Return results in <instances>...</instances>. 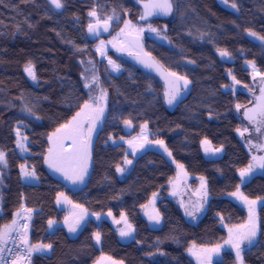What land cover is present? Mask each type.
I'll use <instances>...</instances> for the list:
<instances>
[{
  "label": "trees",
  "instance_id": "1",
  "mask_svg": "<svg viewBox=\"0 0 264 264\" xmlns=\"http://www.w3.org/2000/svg\"><path fill=\"white\" fill-rule=\"evenodd\" d=\"M229 1L236 4V16L219 10L212 0H173L174 14L166 26L169 45L146 42L147 55L165 73H175L190 85L175 104L167 103L160 78L138 70L122 56L115 58L122 68L117 76L99 62L107 112L94 139L86 183L71 191L46 171L43 158L49 134L65 125L87 98L79 79V61L94 55L91 38L95 36L86 29L87 14L128 13L132 3L61 0L63 7L56 9L51 0H0V152L6 161L1 168L0 228L21 207L36 211L29 243L51 245V251L32 255L31 264H94L101 255L122 264H193L186 254L190 245L216 246L226 238L221 223L232 227L245 221L244 210L226 196L237 189L238 172L249 163V154L235 133L242 125L234 111L249 101L242 93L222 91L228 83L215 51L225 50L234 57L240 51L242 60L252 61L264 74V47L246 39L249 32L264 37V0ZM29 62L35 86L23 72ZM233 73L241 84H248V72L238 59ZM142 124L147 125L151 141L164 142L173 162L182 165L186 174L204 179L209 200L196 223H189L175 201L167 198L175 170L160 151L140 154L124 179L116 176L117 166L130 156L123 145H111L109 139L128 136ZM16 128L28 142L24 158L15 147ZM203 140L221 148V157L204 158ZM22 164L35 173L38 184L20 181ZM190 185H195L194 179ZM240 191L249 200L264 199V171ZM59 193L105 218L99 223L88 220L73 238L63 228L47 234V222L63 216L54 205ZM153 194L159 197L161 223L150 228L140 208ZM257 218L259 237L241 254L243 264H264V204ZM116 221L119 227L131 225L128 235L118 237ZM97 233L99 246L93 238ZM213 264H235V256L224 251Z\"/></svg>",
  "mask_w": 264,
  "mask_h": 264
},
{
  "label": "rangeland",
  "instance_id": "2",
  "mask_svg": "<svg viewBox=\"0 0 264 264\" xmlns=\"http://www.w3.org/2000/svg\"><path fill=\"white\" fill-rule=\"evenodd\" d=\"M134 1V0H130ZM136 1H141V0H136ZM54 6V5H53ZM112 17L111 20L108 18ZM108 20V31L104 33L103 36H95L92 37L91 40L95 42L93 46L94 50V55L86 57L84 59H81L79 61V76L81 78V82L83 86L85 87V82L88 83L89 87H85L87 92L89 93H94L93 96L96 99V102L99 103V106H96L93 111L88 112L84 118L85 121V127L89 128L90 126L92 128L98 127L100 123H102L103 119L105 118V112H106V104L108 106V97L107 93L103 91H96L95 89V84L97 80V76L99 75V81H100V72H99V62L102 61L100 58L102 57L104 60L102 62L105 63V66L108 70V73H110L113 76H117L120 74L122 68L120 65L116 62L115 58L120 57L122 55H147L145 51V44H146V36L147 34H153V35H163L165 31V27L163 24L158 23L157 21H151V20H142L140 18V11H137L136 14L134 15H128V13H124L122 11H117V10H111L106 14H100L96 13V16H89V13L87 14L86 18V29L88 31V25L91 23L93 25H97V21H99V25H104V21ZM130 21L131 22V27H126L125 22ZM150 28L156 29V31H151ZM121 29H124V32H121ZM139 29H143V31H138ZM89 33V31H88ZM133 39H136L139 43L135 44L133 43ZM104 42L103 45H101V42ZM264 47V42L263 45ZM97 48H101V51L104 53L101 55L100 52H97ZM218 55H220L219 52H217ZM109 60H112L115 62V64L119 65L118 70H114L112 65L109 64ZM91 62V63H89ZM250 61H244L242 64V67L246 70H248L251 74V78L249 81V84L243 85L239 84L236 81H232V85L223 87V91L231 90L234 94L239 93L241 90H247L250 94H255L260 86V83L264 81V75H262L259 71L254 72L253 68L251 67ZM252 63V62H251ZM253 64V63H252ZM25 66L23 68V72L28 79V81L32 85H37V80L32 79L27 72H25ZM228 77H230V74L227 73ZM186 89L190 88L189 83L186 85ZM188 93V92H187ZM250 102V99L248 100ZM99 108H103V112L100 113L98 111ZM235 114L239 117L241 120V128L239 131H237L238 136L241 135V132H243V137L244 142L246 143L248 148H252V151L255 153L253 157H264V132H258L255 133L254 128L257 127L255 124L256 122H245L243 120L242 116V107L237 109V106L234 107ZM99 117L96 119V117ZM241 117V118H240ZM93 120L95 121L94 126H92ZM256 125V126H255ZM146 126V127H142ZM247 128L248 131H244V129ZM126 132H129V126L127 125L125 128ZM17 134H23L22 130L19 128L14 130ZM25 139V138H24ZM26 141V139H25ZM204 141V140H203ZM249 141L251 143H249ZM109 142L111 145H123L125 147V152L126 155L131 156V158H127V161L133 162L135 158H137L140 154L146 152V151H162L166 159L170 163H173V160L171 158V155H169V151L165 152L164 148L161 147L159 144L155 143V141L150 140V132L146 124H142L138 127V129L134 132L131 133L128 136H122L117 139H109ZM131 142V143H129ZM209 144V143H208ZM143 145V147H141ZM203 146V145H202ZM79 149V145L73 143L72 148L68 150L67 153L64 155L67 157H74L76 155V151ZM135 149V151H134ZM80 150V149H79ZM83 151V150H80ZM254 160V159H253ZM255 162H259L258 160H254ZM1 164V163H0ZM48 164V163H47ZM125 164L128 165V163ZM49 166V165H48ZM178 167V165H176ZM181 168V167H178ZM180 170L184 171V168L182 167L181 169L177 170V176L175 179V183L171 186V191L175 194V196H178L183 188L180 187L179 182L181 180L182 174L179 173ZM264 171V168H261L259 166V163L256 167H253L252 171L250 173H255L254 176L260 175ZM185 172V171H184ZM155 197H152L150 201L147 204V207L145 209L146 214V219H147V225L152 228L156 225H159L161 223L160 220V215H159V222L155 219H149L150 216L155 217L156 214L158 213L157 207L155 203ZM186 200L189 199V197H185ZM85 210V209H84ZM87 212V211H86ZM87 214H89L87 212ZM159 214V213H158ZM96 216H102V214H97ZM78 219V218H76ZM104 217L102 218H96V223H99L101 220H103ZM79 220V219H78ZM117 226L120 225V221H116ZM125 226V224H122ZM126 226H128L126 224ZM221 226H225L223 223H221ZM4 232L7 230V227L3 229ZM121 230L128 231L127 227H118L117 230V235L118 237L121 236ZM23 237V236H22ZM132 239V236L129 238ZM97 242V240H96ZM95 242V243H96ZM254 243V242H253ZM253 243L249 244L245 242L244 244L241 245V254L248 249L250 245ZM99 245V242L96 243ZM195 245H190L189 249H197V250H202L207 247H193ZM209 248V247H208ZM230 248V247H228ZM196 252L195 250H193ZM198 255H193L189 251L186 252L187 256L190 258L193 264H204V257L202 255H199L200 252H196ZM235 257H236V251H235ZM103 258V264H122L120 262H117L107 256H104ZM235 264H238L237 259Z\"/></svg>",
  "mask_w": 264,
  "mask_h": 264
},
{
  "label": "crops",
  "instance_id": "3",
  "mask_svg": "<svg viewBox=\"0 0 264 264\" xmlns=\"http://www.w3.org/2000/svg\"><path fill=\"white\" fill-rule=\"evenodd\" d=\"M100 60H104L102 57L100 58ZM97 78V82L95 84V89L96 91H103L105 92V90L103 89L100 81H99V75L96 77ZM79 79H80V82H81V78L79 76ZM82 84V82H81ZM82 87L84 88V90L86 91V95H87V98H86V101L89 102L90 104H92V109L90 110H87L86 113L84 114V116L82 117L83 119L85 118L86 114L88 112H91L94 110V108L96 106H99L100 104L96 102V99L95 97L93 96V92L92 93H89L87 92V90L85 89V87L83 86L82 84ZM85 101V102H86ZM84 102V104H85ZM84 104L81 106V108L69 119V121H71L74 117H76V114L78 112L81 111V109L83 108ZM106 112H107V104H106ZM106 112H105V116H106ZM105 119V118H104ZM103 119V121H104ZM68 121V122H69ZM102 121V123H103ZM68 122L66 124H68ZM102 123H100V125L98 127H95V128H92V131H91V136H90V139H89V135H88V128L87 127H84V137L82 139L78 138L76 143L75 144H78L79 145V149L80 150H83V141H87V145H86V155H85V160H86V164H87V171L84 173V176H83V180L82 181H76V182H73L72 180H69V179H66L65 178V175L63 172L61 171H57L55 168H52V167H49L48 164L45 162V157L49 154V148H52V147H55L56 151L57 152H62L63 154L67 153L68 150H70L72 148V145H73V139L71 138H65V135H64V130L60 128L58 129H61V132L60 133H57V129L50 133L49 136H53V142L50 143L49 141V136L47 138V142H48V147L46 149V152L44 154V158H43V163H44V167L46 169V171L52 176L54 177L55 179L61 181L65 187L71 191H78L80 189L83 188V186L85 185L86 183V180L88 178V175H89V171H90V166H91V152H92V147H93V143H94V139L98 133V131L100 130L101 126H102ZM65 124V125H66ZM239 131V130H237ZM237 131L235 132L236 133V136L240 139V141L242 142V144L244 145L245 149L247 150L248 154H249V163L248 165L244 168L246 169L249 164H253L254 167H256L258 165L259 162H255L253 160V155L255 154L253 151H252V148H248L246 143L244 142V139L243 137L238 136L237 134ZM254 131L255 133H258L256 131V127L254 128ZM14 136H15V147H16V150L18 152V154L24 158L25 156L28 155V151H22L20 147H18L17 145V140H18V134L14 131ZM243 136V135H242ZM25 136L23 134H19V139L21 140V142L24 144V147L26 148L27 147V139L25 141ZM202 142V141H201ZM200 142V149H201V152H202V155L204 156V158L206 159H218L221 157L222 155V149L221 148H214L209 144L207 145H203L202 146V143ZM110 143V142H108ZM111 144V143H110ZM205 148H208V151L206 152L205 151ZM217 149H219V151H217ZM161 154L164 156V154L162 153V151H160ZM165 157V156H164ZM131 158V156H130ZM166 158V157H165ZM127 158H125L118 166L117 168H121L123 169V171H117V168L115 170V173H116V176L119 178V179H124L130 172L131 170V166L133 164V162H131L130 160V163L125 164V161ZM168 160V159H167ZM24 165V168L26 171L28 172H33L30 168H28V165L27 164H22ZM172 165L174 166V170H175V173H174V176L170 179L169 183H168V190H167V198L170 199V200H173L175 201V203L178 205V207L180 208V211L182 213V215L184 216V218L189 222V223H196L200 218L201 216L203 215L204 213V210L206 208V204L209 200V197L207 195V191H206V185H205V181L203 179V187H202V180L201 178H193V177H190L188 174H186V172L180 170L179 173L182 174L181 176V180L179 182V185L180 187L183 188L182 192L178 195V196H175V194L171 191V186L175 183V179H176V176H177V170L178 169H181V168H178L176 165V163H172ZM4 166V163H1L0 164V186H1V168ZM79 170V168H77V171ZM18 172H19V179L20 181L23 183V184H27V185H36L38 184V179L36 177V175L34 176H23L22 173H21V165L19 166L18 168ZM262 172V171H261ZM69 174H72V171L71 169H69ZM255 173H248L242 180L241 176H240V171L238 172V176H239V192L241 193L240 189L241 187L247 183L252 177H254ZM195 180V185H190V181L191 180ZM237 191V189L233 192L235 193ZM206 193V195H205ZM60 194V193H59ZM156 196V200H155V203L158 202L159 200V197L157 194H153L150 196V198L148 199V201L140 208V216L147 222V217H146V214L145 213V209L147 207V204L148 202L150 201V199L152 197H155ZM185 197H189L188 200H186ZM64 197H67L64 193H63V196L60 197L59 199V203L57 202L58 200V195L56 196L55 198V201H54V205L55 207L57 208V210L59 211H62L63 212V216L61 218L60 221H56V220H51L53 221L52 225L49 226V221L47 222L46 224V233L51 235L55 232L56 229L58 228H63L64 231L66 232V234L73 238L75 237L79 232L80 230L83 228V226L86 224V222L88 220H93L94 222H96V218H102L105 216L102 215V216H96L97 214H93V213H89L87 214L86 210H84L82 207H76L77 205L73 204L71 202V200L67 197V201L64 199ZM227 199H229L231 202L237 204L239 207H241L245 214H246V218H245V221L242 223V224H245L247 221H248V217H249V210H248V207L245 205V203L241 200V199H238L236 196L229 194L226 196ZM70 201V203H69ZM257 201V204H256V208H255V215H256V225H257V235L256 237L254 238V240L252 241V245H250L248 247L251 248L252 246L255 245V243L257 242L258 240V237H259V229H258V218H257V211L259 209L260 206H262L264 204V199H261V200H256ZM199 209L198 211L196 209ZM27 210H30V209H26L25 207H21L18 211H16L13 215V218H12V221L7 224V225H4L0 228V233L4 232L3 229H5V227H8V226H11L12 225V222L13 220H16V226H15V231L11 232L9 234V239L8 241L10 240V238L16 234V233H19L23 236V238H26L29 242V234H30V229H31V220H32V217H33V214L36 212L35 210H31L30 212L27 211ZM187 212H192L193 215H188ZM83 216V219H80V217ZM68 218V223L69 224H74L78 219H79V223L77 224L76 226V231L75 232H70L69 231V228L67 226V224L65 223V218ZM195 217V218H193ZM78 218V219H76ZM160 220H161V217H160ZM240 224V225H242ZM24 225H27V228L25 229L23 226ZM158 226V225H156ZM238 226V225H236ZM119 227V226H118ZM127 227V226H126ZM225 231H226V238L225 240L228 239V229L229 228H234L235 226H232V227H226V226H222ZM94 241L96 242V238H95V235H94ZM100 240V239H99ZM224 240V241H225ZM224 241L218 245H221V251L219 253V255H214L213 256V263L215 262H218L220 261L221 259V254L224 252V251H230L231 253H235V249L232 248L231 245H225L224 244ZM98 243V242H96ZM33 245H48V244H41V243H38V244H33ZM97 246H99L98 244H96ZM28 246H32V244L28 243ZM215 247V246H213ZM213 247H209V248H213ZM230 247V248H228ZM189 248L190 246L188 247L187 251H189ZM208 248V247H207ZM195 250L196 252H200V250H197V249H193ZM51 251V247L50 248H41L39 251H32V255H49ZM186 251V252H187ZM235 256V254H234ZM104 256L101 255L96 261L94 264H103V258ZM235 262H236V257H235Z\"/></svg>",
  "mask_w": 264,
  "mask_h": 264
},
{
  "label": "snow or ice",
  "instance_id": "4",
  "mask_svg": "<svg viewBox=\"0 0 264 264\" xmlns=\"http://www.w3.org/2000/svg\"><path fill=\"white\" fill-rule=\"evenodd\" d=\"M51 3L54 5L56 9H61L63 7L61 0H51ZM233 8H236V4H232ZM144 8V14L140 17L141 19H145L147 16H151L154 13H160L167 15L172 12V3L170 0H147L146 3L143 5ZM89 16H96L95 11L89 12ZM109 20L112 19V17L108 18ZM99 21H97V25H99ZM126 27H131V22L126 21L125 22ZM151 31H156L154 28H150ZM88 31L90 33H95L96 32V27H94L93 24L88 25ZM104 31H108V20L104 21ZM138 31H143V29H139ZM121 32H124V29H121ZM249 35L256 36V33L254 32H249ZM257 39L264 40V37H257ZM103 41L101 42V45H103ZM221 56H227L229 55L225 50H218ZM97 52H100L101 55L104 53L101 51V48H97ZM91 63V62H89ZM251 67L253 68V71L255 72V65L249 62ZM109 64L112 65L114 70H118L119 65L115 64L114 61L109 60ZM152 65L146 64V67H151ZM25 72L28 73V75L32 79H36L35 72L33 69V65L31 62L25 65ZM170 75L176 76L175 73H171ZM177 80L183 79V77H176ZM235 81V78H233ZM185 86L188 84L187 80H184ZM85 87H89L88 83L85 82ZM262 96L258 98V100L264 101V88L261 89ZM165 96L167 98V103L172 104L173 101L176 99V94L173 93L169 95L168 92L165 93ZM240 108V105H237V109ZM258 108L260 109L259 111V116L261 119L256 122L254 120V116L249 115L248 112L245 113L246 118L252 122L257 123L256 131L257 132H264V104H258ZM92 109V104L89 102H85L83 108L81 109L80 112L76 114V117H74L71 121L68 122L66 125H62L61 129L64 130V135L65 138H71L73 139V142L76 143L77 139L80 138L82 139L84 137V127H85V121L82 118L84 114L86 113L87 110ZM98 111L100 113L103 112V108H99ZM255 111V110H251ZM99 117L97 116L96 119ZM95 121L93 120L92 126H94ZM127 124L128 122L125 121ZM146 127V126H142ZM61 129H57V133L61 132ZM91 131L92 127L90 126L88 128V135L89 139L91 136ZM244 131H248L247 128L244 129ZM241 135H243V132H241ZM49 141L50 143L53 142V136H49ZM131 143V142H129ZM155 143L159 144L161 147L164 148V151L167 152L168 149L164 146V142L162 140H157ZM202 145H207L209 142L207 140H204L201 142ZM249 143H251L249 141ZM17 145L18 147L21 148L22 151H27V149L24 147V144L21 142L19 139V133H18V140H17ZM86 145L87 141H83V149L84 151H80L79 149L76 151V155L74 157H67L65 156L62 152H57L55 147L49 148V154L45 157V162L48 163L49 167L55 168L57 171H61L64 173L65 178L72 180L73 182L76 181H82L84 173L87 171V164L85 160V155H86ZM143 147V145H141ZM135 151V149H134ZM205 151H208V148H205ZM219 151V149H217ZM169 155H171L169 153ZM254 160L259 161V166L261 168H264V157H253ZM0 163H5L6 161L4 160V153L0 152ZM126 163H130V161H126ZM178 167L182 168V165H178ZM254 165L249 164V166L246 169H241L240 170V176L243 180V178L252 171ZM77 168L79 170L77 171ZM69 169H71L72 174H69ZM117 171H123L121 168H117ZM21 173L23 176H34V172H28L25 170L24 165H21ZM202 180V187H203V178ZM155 195V194H154ZM206 195V193H205ZM232 195L236 196L238 199H241L245 205L248 207L249 210V217L248 221L245 224L235 226L234 228H229L228 229V239L224 241L225 245H231L232 248L235 249L236 251V259L238 264H243V259L241 257V245L244 244L245 242L251 244L254 238L257 235V225H256V215H255V208L257 201L256 200H249L246 196H244L242 193L239 192V186H237V191L235 193H232ZM63 196V193L58 194V200L57 202L59 203L60 197ZM64 199L67 201V197H64ZM259 199V198H258ZM70 203V201H69ZM76 207H79L78 205ZM197 211L199 210L198 208L196 209ZM31 211V210H27ZM188 215H193L192 212H187ZM123 215V214H122ZM195 218V217H193ZM80 219H83V216L80 217ZM149 219H155L157 223L159 222V214L157 213L155 217L150 216ZM53 221H49V226H51ZM65 223L67 224L69 231L70 232H75L76 231V226L79 223V220H77L74 224H69L68 223V218H65ZM15 226H16V220H13L12 225L7 227V230L5 232L0 233V264H6V260L3 257V252L5 251V245L8 242L9 239V234L13 231H15ZM25 229L27 228V225L23 226ZM128 231L121 230V235L125 236L128 235V233L131 231V225L127 226ZM95 238L97 242H99V234H95ZM24 244H28V240L26 238L23 239ZM51 245H32L28 247L27 251L31 253L32 251H39L41 248H50ZM195 247V246H193ZM221 245H216L213 248H204L200 250L199 255H202L204 257V264H213V256L214 255H219L221 251ZM9 252L12 251V249H7ZM189 252L193 255H198L196 252H194L192 249H189ZM22 259V257H17V260Z\"/></svg>",
  "mask_w": 264,
  "mask_h": 264
},
{
  "label": "flooded vegetation",
  "instance_id": "5",
  "mask_svg": "<svg viewBox=\"0 0 264 264\" xmlns=\"http://www.w3.org/2000/svg\"><path fill=\"white\" fill-rule=\"evenodd\" d=\"M129 2H131L132 3V9L128 12V15H134V14H136V12L137 11H140V17L144 14V8H143V5H144V3H146L147 2V0H141V1H136V0H134V1H130V0H128ZM226 1V3L229 5V6H232V4L233 3H231L229 0H225ZM170 2L172 3V12L171 13H169V14H167V15H164V14H160V13H154L153 15H151V16H147L145 19H142V20H151V21H157L158 23H160V24H163V26L165 27V31H164V35L165 36H163V35H159V36H155V37H151V35H153V34H147V36H146V42L147 41H154V42H157V43H160L162 46H168L169 45V41H168V37H167V35H166V26H167V24L169 23V21L172 19V17H173V14H174V3H173V0H170ZM212 2H213V4L215 5V7L216 8H218L219 10H221V11H223V12H225V13H229V14H231V15H234V16H236L237 15V13H238V10H237V8H231V9H226V8H221V7H219L216 3H215V1L214 0H212ZM103 36V35H102ZM246 39L248 40V41H253V42H255L256 44H259L261 47H263L262 45H263V40H261L259 43H258V41L260 40V39H257V36H252V35H249V33L248 34H246ZM133 43H135V44H138L139 42L136 40V39H133ZM145 46V45H144ZM145 48V47H144ZM217 52H219V51H215V55L219 58V61H220V63H221V65L223 66V68H224V70H223V75H224V77H225V79H226V81H227V85L226 86H223V87H227V86H230V85H232V81H234V79L233 78H235V81L237 82V83H239V84H241L237 79H236V77H235V75H234V70H235V65H236V61H237V59L238 60H240V67H241V69H243V70H246V69H244L243 67H242V64H243V62L244 61H246V60H242V53L239 51V52H236V57H234L231 53H228L227 51V53L229 54V55H227V56H221V55H218L217 54ZM250 62H252V61H250ZM253 63V62H252ZM254 64V63H253ZM255 65V64H254ZM255 68L257 69V72L259 71L258 70V68L256 67V65H255ZM247 72H248V84H249V81H250V78H251V74H250V72L248 71V70H246ZM227 73H229L230 74V77H228V75H227ZM262 74V73H261ZM262 75H264V74H262ZM184 81V80H183ZM163 82V84H164V86H165V93L166 92H168L169 93V95H171V94H173V93H175L176 94V99L173 101V103L172 104H175L176 102H178V101H180L183 97H185L186 96V94H187V89H186V87L187 86H185V83H184V86L182 87V88H180L178 91H176V90H174L173 89V87L172 86H169V88L167 89L166 88V84L167 85H169L170 84V82H164V81H162ZM264 81H262L261 83H260V86H259V88H258V90H257V92L255 93V94H250L247 90H241L239 93H242L243 95H245V96H247L248 97V100L250 99V102H248L246 105H244V106H240V107H242V118H243V120L245 121V122H250L247 118H246V115H245V112H248V114L249 115H252V113H250L249 111H247V108H248V106L249 105H252L254 102H255V100H256V97L260 94V89H262V83H263ZM222 87V88H223ZM223 91V90H222ZM225 92H231L233 95H236V94H234L231 90H227V91H225ZM252 116H254V115H252ZM241 118V117H240ZM261 119V117L260 116H254V120L256 121V122H258L259 120ZM256 125H257V123H255ZM255 125V126H256Z\"/></svg>",
  "mask_w": 264,
  "mask_h": 264
},
{
  "label": "water",
  "instance_id": "6",
  "mask_svg": "<svg viewBox=\"0 0 264 264\" xmlns=\"http://www.w3.org/2000/svg\"><path fill=\"white\" fill-rule=\"evenodd\" d=\"M215 3L221 7L226 9H231L232 6H229L225 0H214ZM96 27L95 33H90L93 36H102L106 31H104V25H94ZM156 35H151V37H155ZM129 64L133 65L138 70H141L145 73H149L160 78L164 82H170L169 85L166 84V88L172 86L174 90L178 91L180 88L184 86V81L182 79L177 80L176 77L165 73L158 64L154 61V59L148 55H122ZM146 64L152 65L151 67H146ZM262 88H264V82L262 83ZM262 96L261 89L260 94L256 97L255 102L252 105H249L247 111L252 113L254 116H259L260 109L258 108V104H264V101L258 100ZM255 110V111H251ZM246 113V112H245Z\"/></svg>",
  "mask_w": 264,
  "mask_h": 264
},
{
  "label": "built area",
  "instance_id": "7",
  "mask_svg": "<svg viewBox=\"0 0 264 264\" xmlns=\"http://www.w3.org/2000/svg\"><path fill=\"white\" fill-rule=\"evenodd\" d=\"M28 247L27 244H24L20 234H14L5 245V251L2 254L6 264H31L32 252L27 251ZM9 248L12 249L11 252L7 250ZM17 257H22V259L17 260Z\"/></svg>",
  "mask_w": 264,
  "mask_h": 264
}]
</instances>
